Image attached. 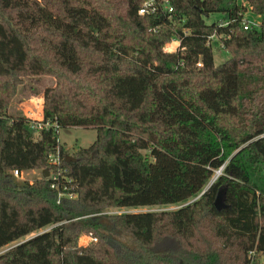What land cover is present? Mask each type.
<instances>
[{"label": "trees", "instance_id": "trees-1", "mask_svg": "<svg viewBox=\"0 0 264 264\" xmlns=\"http://www.w3.org/2000/svg\"><path fill=\"white\" fill-rule=\"evenodd\" d=\"M245 1L260 27L245 28ZM215 37L230 53L219 65ZM43 75L54 78L44 120L96 128L90 146L70 155L53 128L11 109ZM37 168L59 179L13 174ZM176 204L109 216L134 247L108 242L93 216ZM48 226L0 264H261L264 0H0V249ZM89 233L97 241L81 246Z\"/></svg>", "mask_w": 264, "mask_h": 264}, {"label": "rangeland", "instance_id": "rangeland-1", "mask_svg": "<svg viewBox=\"0 0 264 264\" xmlns=\"http://www.w3.org/2000/svg\"><path fill=\"white\" fill-rule=\"evenodd\" d=\"M245 5L248 6L247 11L245 12V20H248L250 24H262V18L253 13L251 7L245 1ZM219 14H212L210 17L207 18V22L212 23L214 20L219 19ZM179 44V40H172L168 42L165 47L164 51L170 52L175 51L177 45ZM213 52H214V59L216 65H219L230 58V53L222 48V44L219 42L218 38L215 37L213 40ZM38 78V77H35ZM42 79L40 82H33L30 79H26L25 84L31 85V88L37 89L39 91L38 94H34V91H28L27 93L23 91L24 84L22 88L19 89L15 96L13 97V103L11 109H16L21 111L27 116L33 117L34 119H43L44 114V89L46 86H50L54 83V78L50 76H40ZM4 80V79H2ZM21 87V86H19ZM97 138V129L94 127H70L61 129L59 132V141L62 145H64L65 149L71 153H75V151L80 147H88L90 146ZM42 168L26 170L20 177L17 179L19 181L22 180H29L34 181L38 178L43 176ZM218 174V172H217ZM216 180V175L212 177L208 186ZM190 199L189 201H191ZM179 205H153V206H138V207H116V206H108L103 208L100 212L93 214V216L99 217L101 227L99 232H101L105 237H107L108 242L115 245L116 247H120L121 245H128V246H136L134 243L133 238L125 233L119 232L116 230L114 225H112L111 221L109 220V216L122 214L125 212H144V211H161V210H171L178 208ZM51 226L43 228L40 231H35L30 233L29 235L12 242L0 249V254L4 253L5 251L9 250L10 248L16 246L17 244L24 242L25 240L37 235L38 233L49 230ZM95 235V234H94ZM91 233L86 235H81L78 242L81 246H87L93 241L95 237ZM261 264H264V257H260Z\"/></svg>", "mask_w": 264, "mask_h": 264}, {"label": "built area", "instance_id": "built-area-1", "mask_svg": "<svg viewBox=\"0 0 264 264\" xmlns=\"http://www.w3.org/2000/svg\"><path fill=\"white\" fill-rule=\"evenodd\" d=\"M170 10L172 11V9H170ZM140 13L141 14L145 13V8L140 9ZM262 22H263V20H262ZM220 23L222 25H226L227 24V22L223 21V20H221ZM244 24H245V28L246 29L249 28V27H253V26L260 27V25H261V24L260 25H258V24H250L248 22V20H245ZM31 126H32L33 129H35L37 131H39L41 129H44V128H53L58 135H59V132L61 130V127H60V125L57 122L51 123L50 121L44 120V118L43 119H35L34 121H32V125ZM58 138H59V136H58ZM60 161H61V157H60L59 151L52 152V153L49 154L48 162L51 165H57V164L60 163ZM24 172L25 171H20L19 169H14L13 170V174L17 178L20 177ZM217 172H218V174H220V171H217ZM49 177L52 178V180H54V181L59 179V175L55 174L53 172H50ZM55 186H56V182L52 183V187H55ZM64 188L67 189L66 186ZM63 195H67L68 197H71V198L75 197V194L73 192H69L68 194H65V193H61L60 194L61 197ZM93 241H97V238L94 237Z\"/></svg>", "mask_w": 264, "mask_h": 264}, {"label": "water", "instance_id": "water-1", "mask_svg": "<svg viewBox=\"0 0 264 264\" xmlns=\"http://www.w3.org/2000/svg\"><path fill=\"white\" fill-rule=\"evenodd\" d=\"M70 160L76 161L78 159L76 157H74V156L68 155V161H70ZM42 174H43V177H48L50 175L49 169L45 168L43 170ZM206 189H204L199 196H201L206 191ZM226 200H227V186L226 185H222L219 188V190H218V192L216 194V197H215V202L214 203H215L216 208L221 210V209L227 207L228 204H227Z\"/></svg>", "mask_w": 264, "mask_h": 264}]
</instances>
